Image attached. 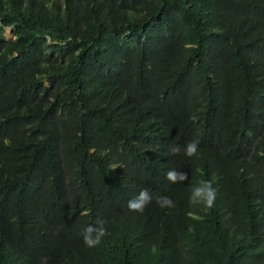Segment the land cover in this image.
<instances>
[{"label":"trees","instance_id":"16d2710c","mask_svg":"<svg viewBox=\"0 0 264 264\" xmlns=\"http://www.w3.org/2000/svg\"><path fill=\"white\" fill-rule=\"evenodd\" d=\"M0 264H264V0H0Z\"/></svg>","mask_w":264,"mask_h":264},{"label":"clouds","instance_id":"9594fccd","mask_svg":"<svg viewBox=\"0 0 264 264\" xmlns=\"http://www.w3.org/2000/svg\"><path fill=\"white\" fill-rule=\"evenodd\" d=\"M172 154H177L181 151V148L177 146H172L170 148ZM198 142L190 141L183 148V154L187 157H192L197 154ZM165 179L170 183H181L188 179V174L183 171H178L176 169H169L165 173ZM216 200V189L213 187V182L211 180L201 179L192 188L189 201L192 204H202L206 209H211L214 206ZM153 201L152 193L147 189H141L137 195L132 199L128 200L127 208L134 212H143L145 207ZM157 205L161 208L174 207L173 200L168 196H157L155 198ZM106 221L97 218L95 223L88 224L82 230V238L85 246L89 248H94L101 244L104 237L107 236L108 229L105 226Z\"/></svg>","mask_w":264,"mask_h":264},{"label":"rangeland","instance_id":"374dc122","mask_svg":"<svg viewBox=\"0 0 264 264\" xmlns=\"http://www.w3.org/2000/svg\"><path fill=\"white\" fill-rule=\"evenodd\" d=\"M5 36H6L7 39H11V38L14 37L13 34H12V31H11V28L10 27H7L5 29Z\"/></svg>","mask_w":264,"mask_h":264}]
</instances>
